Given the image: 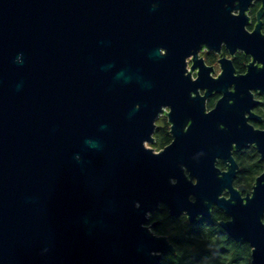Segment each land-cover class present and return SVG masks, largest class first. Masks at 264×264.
<instances>
[{
	"label": "water",
	"instance_id": "1",
	"mask_svg": "<svg viewBox=\"0 0 264 264\" xmlns=\"http://www.w3.org/2000/svg\"><path fill=\"white\" fill-rule=\"evenodd\" d=\"M250 2L0 0V264H160L174 252L147 226L160 205L190 223L216 206L250 264H264V171L247 197L232 186V149L264 156V130L245 118L249 88L264 93ZM222 41L263 67L210 78L196 55ZM213 90L224 97L206 113ZM166 109L173 141L155 152Z\"/></svg>",
	"mask_w": 264,
	"mask_h": 264
},
{
	"label": "flooded vegetation",
	"instance_id": "2",
	"mask_svg": "<svg viewBox=\"0 0 264 264\" xmlns=\"http://www.w3.org/2000/svg\"><path fill=\"white\" fill-rule=\"evenodd\" d=\"M237 4L238 3H236V5ZM260 11L262 13L259 15ZM239 14H240V9H234L231 11V15L233 16H239ZM245 15L247 17V23L244 25V30L247 33H252L257 28L259 31V34L262 37V40H264V0H251V2L248 5L247 10L245 11ZM232 49L233 47H231L225 41L221 42L219 49L217 51L209 49L206 46H203L201 50L197 52L196 60L197 62H200L201 65L205 69L209 70V77L212 79H218L220 76H222L224 72L226 73V75H229L231 70H232V76L238 77L240 75L242 76V75H246L247 73H249V69L253 70L256 68L263 67V63H260L258 59L256 60L254 55L250 53H246L243 49H240V48H236L233 51H231ZM195 65H196V61L194 60L193 55H191L190 57L186 59V70H187V73L191 74L192 80H196V78L198 77V72L200 71L199 66L193 69ZM250 65L252 66L251 68L249 67ZM226 90L228 93H234L236 91L234 81H231V80L229 81V85L227 86ZM248 91L252 96L251 100L253 102V105L250 108L249 112L245 113L247 124L252 126L255 130H264V93H262L260 89H254V88H249ZM198 92L201 96H204L206 93V90L199 89ZM192 96H194V94H192ZM223 97H224L223 92L213 90L211 94L205 100V112L208 113L211 110H213L216 107L217 103ZM166 111H169V109H166L164 114H161L160 117L164 116L166 118L170 139L166 145L158 149L154 148V146L152 145L155 141L154 133L158 127V121L160 119L159 117L156 121V128L153 133V143H149L152 146V149L156 150L155 152H159L163 150L166 146H168L173 141V138L170 132L171 125L168 123V119L165 114ZM250 115L253 116V118H251ZM231 153H232V158L234 159L237 165V171H236L235 176L233 177L232 186L238 191L240 187H244L245 189L243 191H240V195L241 197H247L251 195L256 179L264 171V156H262V154L259 152V150L256 148L254 144H248L246 147H241L240 149H232ZM215 165L220 171L222 172L227 171V164L224 163L222 160L217 159ZM193 181L195 182V180ZM221 196L225 198L230 197L227 190H224ZM163 208H166V207H164L163 205H160L158 210H156L153 214L148 215L147 226H149L151 232H153L157 236L166 237L168 241L174 247V252L168 251L166 254L163 255L162 259L170 255H173L174 257H178L179 254L177 253V249H176L177 246L170 240V237L171 235L173 236L174 232L176 231V228L171 229V227L167 226V223L165 220L166 217L162 214ZM216 213L220 214V217L217 220H215L214 218V214ZM167 215H168V218L173 219V220L183 218L189 224H193V225L196 223H206L210 221L212 222L215 221L218 223L219 227H220L219 225L220 221H228L230 219L228 215H226L222 210H220L216 206L212 207L210 218L202 219L198 217L193 223H190L186 214H183L177 218L171 217L169 216L168 210H167ZM263 221H264V218H263ZM220 229L224 232V230L221 227ZM205 230L208 231V229H205ZM194 231H197V229L189 226L187 228H183L182 233L188 234L189 237H192L195 234ZM224 234L227 238H229L233 242L238 243L234 241L232 238H230L225 232ZM244 243H247V242L238 243V244H244ZM192 250L193 252L191 254H187V257L185 258V261L191 264H192V261L196 259L198 255L196 248H193ZM198 258L202 260L205 259L199 256ZM199 263L197 262V264Z\"/></svg>",
	"mask_w": 264,
	"mask_h": 264
},
{
	"label": "trees",
	"instance_id": "3",
	"mask_svg": "<svg viewBox=\"0 0 264 264\" xmlns=\"http://www.w3.org/2000/svg\"><path fill=\"white\" fill-rule=\"evenodd\" d=\"M155 141L152 144L154 148H160L169 142L170 136L168 132V124L166 118L161 116L158 121V127L154 133ZM163 215L166 217V223L171 229H175L173 236L170 240L176 244L178 257L170 255L161 260L160 264H191L185 261L187 254L193 252L196 248L198 255L192 261V264H250L251 255L250 247L247 243L238 244L227 238L224 232L215 221L206 223L189 224L185 219L173 220L168 218L166 208L162 209ZM220 217L219 213L214 214L215 220ZM194 227L197 231L192 237L188 234L182 233L183 228ZM205 229H208L206 231ZM203 257L205 259H199ZM196 262V263H194Z\"/></svg>",
	"mask_w": 264,
	"mask_h": 264
},
{
	"label": "rangeland",
	"instance_id": "4",
	"mask_svg": "<svg viewBox=\"0 0 264 264\" xmlns=\"http://www.w3.org/2000/svg\"><path fill=\"white\" fill-rule=\"evenodd\" d=\"M146 146H148V147L152 148V146H151L149 143H147V144H146ZM154 151H156V150H154ZM244 264H247V260H246V261H244Z\"/></svg>",
	"mask_w": 264,
	"mask_h": 264
},
{
	"label": "clouds",
	"instance_id": "5",
	"mask_svg": "<svg viewBox=\"0 0 264 264\" xmlns=\"http://www.w3.org/2000/svg\"><path fill=\"white\" fill-rule=\"evenodd\" d=\"M194 75V74H193Z\"/></svg>",
	"mask_w": 264,
	"mask_h": 264
}]
</instances>
